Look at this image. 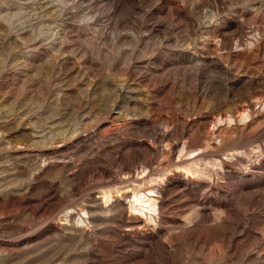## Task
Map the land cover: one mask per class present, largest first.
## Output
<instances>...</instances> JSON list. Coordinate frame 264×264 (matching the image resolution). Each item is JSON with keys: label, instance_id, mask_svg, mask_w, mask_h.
<instances>
[{"label": "rangeland", "instance_id": "obj_1", "mask_svg": "<svg viewBox=\"0 0 264 264\" xmlns=\"http://www.w3.org/2000/svg\"><path fill=\"white\" fill-rule=\"evenodd\" d=\"M0 264H264V0H0Z\"/></svg>", "mask_w": 264, "mask_h": 264}, {"label": "bare ground", "instance_id": "obj_2", "mask_svg": "<svg viewBox=\"0 0 264 264\" xmlns=\"http://www.w3.org/2000/svg\"><path fill=\"white\" fill-rule=\"evenodd\" d=\"M194 152L189 153L193 156ZM195 156V155H194ZM198 163L193 162L191 166H178L180 172L185 177H197L201 174ZM200 167V166H199ZM145 171V170H144ZM143 171V173H144ZM167 178L166 175L151 176L143 178L142 181L135 186L116 188L118 194L129 193V209L130 211L138 214L140 217L149 222L155 223L156 216L160 212L158 191L156 190V182H164ZM131 189V190H130ZM114 199L113 191L107 190L102 192L101 200L102 205L108 206ZM81 223L86 222L83 217L80 219Z\"/></svg>", "mask_w": 264, "mask_h": 264}]
</instances>
